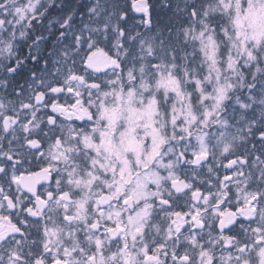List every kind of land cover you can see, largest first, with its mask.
Segmentation results:
<instances>
[{
	"label": "snow or ice",
	"instance_id": "1",
	"mask_svg": "<svg viewBox=\"0 0 264 264\" xmlns=\"http://www.w3.org/2000/svg\"><path fill=\"white\" fill-rule=\"evenodd\" d=\"M0 264H264V0H0Z\"/></svg>",
	"mask_w": 264,
	"mask_h": 264
}]
</instances>
